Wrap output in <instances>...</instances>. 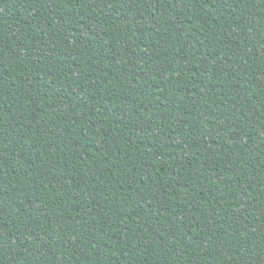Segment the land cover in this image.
I'll return each mask as SVG.
<instances>
[{
  "label": "trees",
  "instance_id": "1",
  "mask_svg": "<svg viewBox=\"0 0 264 264\" xmlns=\"http://www.w3.org/2000/svg\"><path fill=\"white\" fill-rule=\"evenodd\" d=\"M0 264H264V0H0Z\"/></svg>",
  "mask_w": 264,
  "mask_h": 264
}]
</instances>
